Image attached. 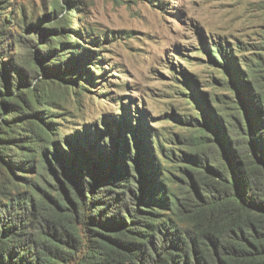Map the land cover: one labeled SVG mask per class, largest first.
I'll list each match as a JSON object with an SVG mask.
<instances>
[{
    "label": "trees",
    "instance_id": "1",
    "mask_svg": "<svg viewBox=\"0 0 264 264\" xmlns=\"http://www.w3.org/2000/svg\"><path fill=\"white\" fill-rule=\"evenodd\" d=\"M48 26L44 62L26 58L30 70L84 64L90 55L75 54L76 40L64 48L67 23ZM0 62V264H264V55L245 63L246 84L236 78V113L217 116L196 92L212 124L191 120L186 153L166 156L172 168L152 154L137 106L136 125L102 115L105 128L83 123L56 139L50 103L22 88L11 59Z\"/></svg>",
    "mask_w": 264,
    "mask_h": 264
},
{
    "label": "rangeland",
    "instance_id": "2",
    "mask_svg": "<svg viewBox=\"0 0 264 264\" xmlns=\"http://www.w3.org/2000/svg\"><path fill=\"white\" fill-rule=\"evenodd\" d=\"M6 1L0 8V60L11 59L28 81L22 88H31L50 103V121L57 128L53 136L83 132V123L91 130L94 125L103 129L102 115L118 120L129 115L136 125L137 106L144 112L141 122L152 141V154L161 158L163 167H173L167 155L179 159L186 153L192 119L201 127L212 124L196 92L206 97L217 116V109L236 113L235 102L241 98L237 80L241 85L247 81L245 63L264 55V0ZM55 4L59 6L53 20ZM61 21L68 27L59 32L71 41L64 48H76V40L75 54L84 47L89 58L57 75H46L41 68L31 71L25 59L38 66L44 62L40 42H51L45 29ZM215 47L230 59L214 55ZM3 74L0 62V78ZM68 76L76 81L69 82ZM13 78L15 83L20 76L10 69V83ZM7 171L0 163V173Z\"/></svg>",
    "mask_w": 264,
    "mask_h": 264
}]
</instances>
